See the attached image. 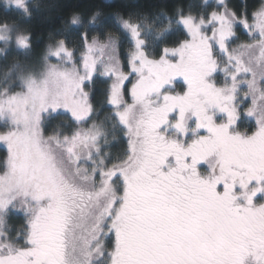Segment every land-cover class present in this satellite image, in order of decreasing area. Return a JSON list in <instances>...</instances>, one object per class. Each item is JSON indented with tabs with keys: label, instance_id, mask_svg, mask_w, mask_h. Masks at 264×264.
<instances>
[{
	"label": "snow or ice",
	"instance_id": "snow-or-ice-1",
	"mask_svg": "<svg viewBox=\"0 0 264 264\" xmlns=\"http://www.w3.org/2000/svg\"><path fill=\"white\" fill-rule=\"evenodd\" d=\"M13 5L30 16L26 0H6L5 11ZM208 6L178 10L183 39L152 52L151 25L118 15L132 42L127 69L119 37L87 30L78 61L61 38L38 64H12L0 80V264H264V3L251 21L225 0ZM238 27L248 39L230 48ZM13 40L30 51L19 25L0 24V42ZM96 75L110 81L99 122ZM176 77L187 90L173 95ZM249 99L243 116L255 126L240 131ZM58 110L70 130L45 134ZM119 133L126 148L102 155L101 139ZM14 211L24 223L13 234Z\"/></svg>",
	"mask_w": 264,
	"mask_h": 264
},
{
	"label": "trees",
	"instance_id": "trees-1",
	"mask_svg": "<svg viewBox=\"0 0 264 264\" xmlns=\"http://www.w3.org/2000/svg\"><path fill=\"white\" fill-rule=\"evenodd\" d=\"M26 2L30 16H25L22 10L16 9L14 5L11 10L5 11L6 0H0V24L7 22L9 25L14 23L19 25L24 34L30 35L31 42V49L27 52L18 49L14 40L8 47L0 42V80L10 70L12 64L17 61H28L36 64V60L41 58L47 46L55 44L61 38H65L67 43L69 41L74 42V46L77 48L79 43H82V33L85 30L88 32L89 39L93 36L103 38L108 32H112L119 37V48L123 55L126 49L121 42L127 37L121 34L118 15L125 19L131 16L133 22L144 21L151 25L152 30L147 27L144 28V33H147L150 52L159 51L165 46L172 47L176 41L183 39L182 29L175 24L178 19V10L188 14L191 9L194 14H198L202 5V0H26ZM216 2L217 0H208V12L217 7ZM225 3L237 13L246 8L251 21L252 12L258 9L264 0H225ZM97 11L100 15L96 22L89 24L90 17ZM74 13L81 16L82 26L68 24ZM169 18L173 21L171 30L162 40L154 39L156 30L168 26ZM237 32H239L237 36L241 42L247 41L245 30L242 27H238ZM94 79L95 82L90 88L91 103L96 109L94 115L99 122L108 115L110 108L106 104V93L110 82L106 77L99 75H96ZM58 128L65 131L70 130L67 127L66 116L63 112L46 120L45 134H51ZM101 147L102 150H107L116 157L126 148V138L122 133H119L115 139L109 135L107 143L101 139ZM5 156L6 148L0 145V161H3ZM22 215L23 213L17 211L9 214L6 217L8 228L11 230L19 229L24 223Z\"/></svg>",
	"mask_w": 264,
	"mask_h": 264
},
{
	"label": "rangeland",
	"instance_id": "rangeland-1",
	"mask_svg": "<svg viewBox=\"0 0 264 264\" xmlns=\"http://www.w3.org/2000/svg\"><path fill=\"white\" fill-rule=\"evenodd\" d=\"M216 6H217V2H216ZM229 10H232V8H230L229 6H227ZM217 8V7H216ZM220 11H223V8H220L219 9ZM121 34L125 35L127 37V39H123V41L121 42L122 45L124 44L125 45V49L126 51L123 53V55L121 54V51H120V48H118V52L116 53L120 60H121V65L122 67H124L125 69H127V65H128V55H129V51L131 49V45H132V42L131 40L129 39V36L125 33V31L121 28ZM239 34V32H237V35ZM208 35L210 36L211 35V31L209 29L208 31ZM239 37V36H238ZM91 39V37H90ZM102 39V38H101ZM240 38L236 39L233 43H230V48H235L238 44L242 43L241 42V39L239 40ZM248 39V37H247ZM245 42V41H244ZM68 46L73 48L75 50V58L76 60L78 61L80 59V56H81V52H82V43H79L78 47L76 48L74 46V42L72 41H69L68 42ZM44 53H42L41 57L43 56ZM158 58V57H157ZM41 58H38L36 60V64H38L40 62ZM53 62H55V58L53 57L52 58ZM225 60H226V57H225ZM220 82L222 83V80H223V74L220 73ZM110 82V81H109ZM130 87V85H129ZM171 87V94L175 95L177 93H182L183 91H186L187 90V86L184 84V81H183V78L182 77H176L173 81V84L170 86ZM91 88V87H90ZM90 91V89H89ZM243 98V94L241 93V99ZM130 99V97H129ZM92 100V97H91V93H90V101ZM251 101L250 99L248 101H246L244 104L240 105V112H241V120L238 122V126H239V130L240 131H244L246 129H250V128H254V120H251L247 117H244L243 116V111L246 107H248L250 105ZM61 112H63V110H58L57 113L53 114V116H56L58 114H60ZM67 131V130H66ZM6 148V147H5ZM104 153H107L109 154V156L114 159L115 158V155L113 154H110L109 151H105L103 150L102 151V155ZM203 167L205 166H202L201 167V170H203ZM20 213V211H17ZM22 213V212H21ZM11 214V213H10ZM22 217H24V215H22ZM14 231L13 230V234H14Z\"/></svg>",
	"mask_w": 264,
	"mask_h": 264
}]
</instances>
